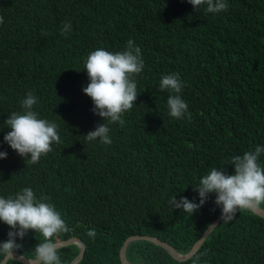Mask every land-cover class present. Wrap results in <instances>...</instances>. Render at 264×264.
<instances>
[{
	"label": "trees",
	"instance_id": "trees-1",
	"mask_svg": "<svg viewBox=\"0 0 264 264\" xmlns=\"http://www.w3.org/2000/svg\"><path fill=\"white\" fill-rule=\"evenodd\" d=\"M229 4L227 11L205 13L188 0H0V128L33 90L37 110L60 125L62 137L37 163L5 144L0 195L31 186L54 202L69 226L55 239L79 237L86 244L78 264H124V242L138 234L188 253L221 211L215 194L193 215L173 209L169 199L198 200L192 183L212 167L234 171L232 155L264 143V0ZM66 21L70 36L60 32ZM129 38L145 60L134 76L137 105L124 114L123 127L110 125L111 144L89 142L85 134L104 118L83 92L89 82L84 62L100 47L121 50ZM172 72L186 82L191 119L168 114L170 93L160 90L159 80ZM8 130L0 131V140ZM92 228L95 238L88 235ZM8 231L0 221V240ZM43 239L29 231L17 253L32 259ZM58 250L64 264H72L81 247ZM197 255L207 264H264V217L241 210L231 221L222 219L186 260L145 239L127 248L133 264H191ZM6 264L25 263L10 258Z\"/></svg>",
	"mask_w": 264,
	"mask_h": 264
},
{
	"label": "clouds",
	"instance_id": "clouds-1",
	"mask_svg": "<svg viewBox=\"0 0 264 264\" xmlns=\"http://www.w3.org/2000/svg\"><path fill=\"white\" fill-rule=\"evenodd\" d=\"M196 12L201 9L205 13H220L230 7L229 0H188ZM4 17L0 16V25ZM60 32L70 36L71 21H66ZM89 82L83 87V92L93 100L92 111L103 117L104 122L89 130L85 136L89 142L111 144L110 125L126 124L124 114L136 104L139 93L135 74L142 73L145 67L143 52L134 38H129L119 51H111L104 47L91 51L85 62ZM185 81L180 72L167 73L159 80L160 90L168 91V114L174 118H192L188 101L183 96ZM40 97L29 90L20 101V110L12 111L3 121L5 132L0 140V159L9 155L5 144L9 145L26 161L37 163L41 157L53 150V144H61L60 125L41 116L36 105ZM264 143L255 144L253 149L242 155L235 154L228 159L229 165H234V171L225 167H212L209 172L192 183L198 200L187 195L172 196L168 203L173 209L193 215L200 209L212 194H215V204L221 211L224 222L234 219L241 210H251L264 205ZM0 221L9 226L8 238L0 240V261L16 255L24 247V238L29 231L35 230L43 236V241L36 244L32 264H64L55 239L60 233L68 232L69 226L54 202L46 197L38 196L31 186H25L14 194L0 195ZM88 235L96 236L94 228ZM22 254V253H21ZM202 255V254H201ZM191 264H207L197 255Z\"/></svg>",
	"mask_w": 264,
	"mask_h": 264
},
{
	"label": "water",
	"instance_id": "water-1",
	"mask_svg": "<svg viewBox=\"0 0 264 264\" xmlns=\"http://www.w3.org/2000/svg\"><path fill=\"white\" fill-rule=\"evenodd\" d=\"M254 212H256L257 214H259L260 216L264 217V208H262L261 206L259 207H255L253 209ZM222 220V216L221 214L219 215L218 218H216V220H214L209 227L207 228V230L204 232V234L202 235V237L193 245V247L191 248V250L184 254V253H180L179 251H177L175 249V247L173 245H171L169 242L163 241L158 237H154V236H150V235H134V236H130L126 239V241L124 242V245L121 249V258L124 264H133L130 261H128L127 259V248L128 245L134 241V240H149L152 241L156 244H159L161 246H163L168 252H170L176 259L178 260H186L188 258H190L195 252L198 251V249L200 248V246L203 244V242L205 241V239L209 236V234L215 229V227L221 222ZM72 243H76L79 244L81 247L80 253L77 256V258L72 262V264H78L81 259L83 258V256L85 255L86 252V244L85 242L79 238V237H71L70 239L64 240V241H59L58 242V248L60 247H65L68 246ZM10 258H17L20 261H22L25 264H32V259L31 258H27L21 254L16 253V255L11 256L9 258H5L1 264H6L7 261Z\"/></svg>",
	"mask_w": 264,
	"mask_h": 264
}]
</instances>
